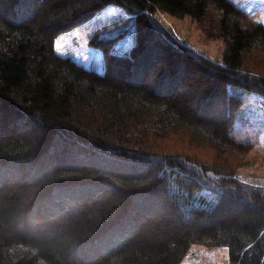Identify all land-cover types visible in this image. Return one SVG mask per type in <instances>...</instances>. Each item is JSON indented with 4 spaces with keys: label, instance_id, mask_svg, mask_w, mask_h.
Here are the masks:
<instances>
[{
    "label": "trees",
    "instance_id": "1",
    "mask_svg": "<svg viewBox=\"0 0 264 264\" xmlns=\"http://www.w3.org/2000/svg\"><path fill=\"white\" fill-rule=\"evenodd\" d=\"M109 6L134 18L129 51L94 36L101 73L57 53ZM159 11L223 40L222 63L155 25ZM250 93L264 97V25L230 0H0V264H182L195 245L264 264V186L149 140L250 148L232 136Z\"/></svg>",
    "mask_w": 264,
    "mask_h": 264
},
{
    "label": "rangeland",
    "instance_id": "2",
    "mask_svg": "<svg viewBox=\"0 0 264 264\" xmlns=\"http://www.w3.org/2000/svg\"><path fill=\"white\" fill-rule=\"evenodd\" d=\"M230 1L242 10L249 20L264 25V0ZM154 24L169 32L181 45L191 49L195 54L212 62L222 63L225 42L208 37L203 25L192 18H176L159 11L154 16ZM94 36L117 37V52H127L134 44V18L124 8L109 6L87 23L58 36L55 44L56 51L63 57H70L87 69L101 73L104 70L103 55L90 44ZM255 55L252 53L248 58L250 64ZM217 100L216 109L219 114L216 116L226 117V109L224 111L219 97ZM232 136L239 142L250 143L251 147L244 148L242 151L231 149L222 154L209 142L200 139L196 141L183 132H173L164 138H150L149 140L155 152L172 156L179 155L193 162L204 163L214 169H217L218 161L223 159L231 167V172L245 184L264 186V97L254 93L246 94ZM89 165L97 166L96 159ZM146 215V217L151 216ZM229 215L231 213H226L222 217ZM182 264H229L228 249L195 245Z\"/></svg>",
    "mask_w": 264,
    "mask_h": 264
}]
</instances>
